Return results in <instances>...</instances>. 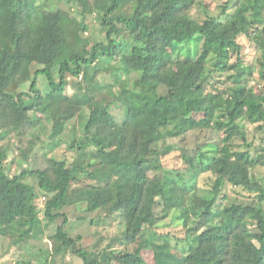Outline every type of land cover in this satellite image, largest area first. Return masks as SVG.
Masks as SVG:
<instances>
[{
  "label": "trees",
  "instance_id": "trees-1",
  "mask_svg": "<svg viewBox=\"0 0 264 264\" xmlns=\"http://www.w3.org/2000/svg\"><path fill=\"white\" fill-rule=\"evenodd\" d=\"M58 1L0 0V143L33 121L38 140L65 149L12 176L15 154L0 147V236L20 246L41 236L42 220L63 219L53 256L81 264H264V90L252 86L257 72L264 82V0H228L218 15L199 0H104L105 41L94 45ZM79 1L82 17L100 12L101 0ZM68 208L82 210L80 226L104 215L122 230L94 253ZM175 214L183 237L158 233Z\"/></svg>",
  "mask_w": 264,
  "mask_h": 264
},
{
  "label": "rangeland",
  "instance_id": "rangeland-1",
  "mask_svg": "<svg viewBox=\"0 0 264 264\" xmlns=\"http://www.w3.org/2000/svg\"><path fill=\"white\" fill-rule=\"evenodd\" d=\"M89 1L92 3L93 0ZM199 1L207 4L210 7V12L212 15H218L221 11V6L228 0ZM92 4H94V2ZM97 4H99L100 12L96 10V7L93 6L94 8L92 7L91 9L88 6L84 14L85 17H82L84 6L81 5L79 0H71V2H68L67 0H61L57 3L59 8L65 10L68 13H71L72 16L77 17L79 20L86 21L88 31L87 33H85V37L88 38L93 45L99 42H104L106 35L103 27L101 26L99 14L101 13V15H103L104 13H106L108 9V3H106L104 0H101L100 2H97ZM127 11H129V6H122L121 10H119L117 14H124ZM241 44L243 45V54L246 63H251L254 61L256 68H260V54H256L255 45L248 42L246 38L241 39ZM46 61L47 60L44 58L40 65H35L33 67V72H35L36 69L44 68V63H46ZM115 68H111L110 72L114 73ZM256 76L257 79L252 84V86L254 87V92L259 94L264 90V82L260 81L262 79L259 76V72L256 73ZM80 82H84L83 77L80 78ZM46 84L47 82L45 78L41 76L39 81L40 88L44 89ZM23 90L27 91L28 86L24 87ZM157 92L159 95H164L166 93V90L164 88H161ZM104 106L105 102L103 103L95 101L91 104L90 107L100 109ZM159 110L161 109H158V107L150 106L151 112H156ZM43 130L44 129H42L41 125L36 124L32 121L29 126L23 127L20 132V136L12 137L9 140L0 143V147L4 145H10L11 152L15 154L14 157L13 155L10 157L7 164V172L9 173V175L14 176L16 174H20L23 169H29L32 171L42 169L45 167L46 159L61 158V156L65 153V149L55 150L49 140L46 143L41 142V140H46ZM39 137L41 138V140H38ZM249 139L250 141L253 139V131H251ZM168 144L175 145L176 141L170 139L168 141ZM262 172L264 173V169H262ZM158 174L156 176H158ZM28 183L32 184L35 187V193L40 192V189L38 187V177H30L28 179ZM237 198H240V195H237ZM46 201L47 198H45V196H41L36 200V205L41 210V219ZM66 211V213L70 217V220L73 221L74 235H82L84 238L80 246H83L85 248L93 246L92 248L94 253L96 252V249H107L108 244L111 243L112 239L118 236L120 234V231L122 230L119 227L118 220L115 217L108 219L104 215H102L101 217L95 218V226H89L88 224L80 226L77 223L76 215L81 216L82 210L68 208ZM176 215L177 214L173 215V217H171L169 220L162 223L158 229V233L162 235L169 234L172 238H175V236L180 238L183 237V225ZM62 223L63 219H59L54 224H47L46 221L42 220V226L39 232L41 236L38 238L34 237L33 239L28 240L27 243H20V246H13L15 245V242L11 236H0V264H28L30 262L32 264H40L42 262L44 263L45 256L49 258V264H81L80 260L71 257V255H67L66 257H63L61 255L53 256L54 242L52 241L51 236L56 231L57 227ZM172 241L173 243H175L176 239H172ZM11 242L13 243V245ZM111 249L122 250V248L118 244H115L114 248H110L108 250L109 253L111 252ZM105 264H117V262L114 260L111 262H105Z\"/></svg>",
  "mask_w": 264,
  "mask_h": 264
}]
</instances>
